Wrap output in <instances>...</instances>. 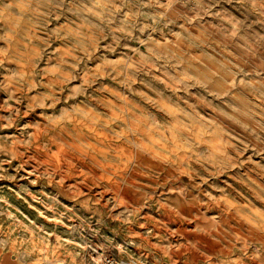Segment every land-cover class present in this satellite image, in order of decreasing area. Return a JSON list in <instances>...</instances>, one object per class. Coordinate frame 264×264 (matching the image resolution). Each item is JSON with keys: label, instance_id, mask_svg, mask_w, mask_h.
Listing matches in <instances>:
<instances>
[{"label": "rangeland", "instance_id": "rangeland-1", "mask_svg": "<svg viewBox=\"0 0 264 264\" xmlns=\"http://www.w3.org/2000/svg\"><path fill=\"white\" fill-rule=\"evenodd\" d=\"M0 264H264V0H0Z\"/></svg>", "mask_w": 264, "mask_h": 264}, {"label": "crops", "instance_id": "crops-1", "mask_svg": "<svg viewBox=\"0 0 264 264\" xmlns=\"http://www.w3.org/2000/svg\"><path fill=\"white\" fill-rule=\"evenodd\" d=\"M28 83H30V82L28 81Z\"/></svg>", "mask_w": 264, "mask_h": 264}]
</instances>
